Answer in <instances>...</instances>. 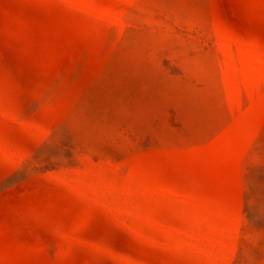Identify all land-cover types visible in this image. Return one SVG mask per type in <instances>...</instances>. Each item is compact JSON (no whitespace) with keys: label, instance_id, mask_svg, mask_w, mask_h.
Returning <instances> with one entry per match:
<instances>
[{"label":"rangeland","instance_id":"374dc122","mask_svg":"<svg viewBox=\"0 0 264 264\" xmlns=\"http://www.w3.org/2000/svg\"><path fill=\"white\" fill-rule=\"evenodd\" d=\"M0 264H264V0H0Z\"/></svg>","mask_w":264,"mask_h":264}]
</instances>
